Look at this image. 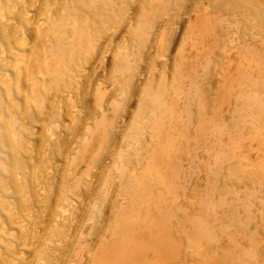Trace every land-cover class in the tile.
I'll use <instances>...</instances> for the list:
<instances>
[{
	"label": "rangeland",
	"instance_id": "rangeland-1",
	"mask_svg": "<svg viewBox=\"0 0 264 264\" xmlns=\"http://www.w3.org/2000/svg\"><path fill=\"white\" fill-rule=\"evenodd\" d=\"M0 264H264V0H0Z\"/></svg>",
	"mask_w": 264,
	"mask_h": 264
}]
</instances>
